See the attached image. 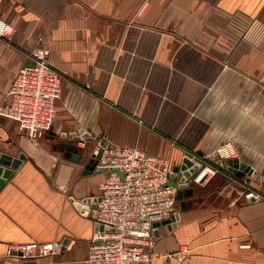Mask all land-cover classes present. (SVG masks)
I'll use <instances>...</instances> for the list:
<instances>
[{"label": "crops", "instance_id": "crops-1", "mask_svg": "<svg viewBox=\"0 0 264 264\" xmlns=\"http://www.w3.org/2000/svg\"><path fill=\"white\" fill-rule=\"evenodd\" d=\"M0 19L12 28L0 35V102L37 48L62 74L46 137L0 115V150L27 155L0 186V264H86L106 176L88 166L103 136L173 167L233 141L252 174L221 168L177 195L152 264H264V0H0ZM66 239L54 256L6 252Z\"/></svg>", "mask_w": 264, "mask_h": 264}, {"label": "built area", "instance_id": "built-area-1", "mask_svg": "<svg viewBox=\"0 0 264 264\" xmlns=\"http://www.w3.org/2000/svg\"><path fill=\"white\" fill-rule=\"evenodd\" d=\"M11 30L0 19V35ZM48 54V48H37L33 63L18 71L0 102V115L17 122L33 141L50 133L62 93V74L49 63ZM87 133L74 134L79 147L87 145ZM4 139L0 132V141ZM96 140L92 150L94 168L103 165L108 170L100 182L98 197L93 199L95 223L104 228L95 230L86 264H152L156 230L160 227L154 223L179 214L176 207L179 184L185 183L188 187L195 182L202 183L223 167L187 151L184 157L198 164L199 169L191 177H184L180 170L172 178L173 165L168 158L138 144L116 143L105 136ZM98 151L102 152L100 157L96 156ZM215 152L219 159L238 157L231 140ZM244 194L247 199L262 198V194L250 188ZM61 246L59 241L9 243L6 252L36 259L58 254Z\"/></svg>", "mask_w": 264, "mask_h": 264}, {"label": "water", "instance_id": "water-1", "mask_svg": "<svg viewBox=\"0 0 264 264\" xmlns=\"http://www.w3.org/2000/svg\"><path fill=\"white\" fill-rule=\"evenodd\" d=\"M74 144H69L68 149L71 150L73 148ZM101 151H98L96 153L97 157L101 156ZM27 155L24 152H21L19 156H13L9 153L2 152L0 150V186L6 181L8 177L11 176V174L14 172L15 168H18L19 165L22 163L24 159H26ZM75 158H79L78 156H75ZM209 159L212 162H215L217 164H220L223 168L229 169L233 172H235L238 175H243L244 171L247 170L249 174H252L253 170L248 168L244 163H239L238 158H229V159H219L216 152L211 154L209 156ZM91 165H89V172L94 169V160L92 158ZM199 169V165L194 163L192 160H190L188 157H184L181 164H178L173 167V171L171 172L172 178H176L179 171H182V175L184 177H191L192 173L196 172ZM97 170L105 171L106 175L108 174V170L105 168V166L100 165L97 167ZM187 192H192V188H188L185 183L179 184L177 195L181 196L182 194H186ZM79 203V202H77ZM179 214H177L175 217H171L169 219H165L163 221H157L154 223L156 227L161 226L162 224H171L172 221L175 220V218H178ZM104 227L98 224H95V230L103 229ZM156 234H158V230H156ZM67 243V239L64 240L63 244Z\"/></svg>", "mask_w": 264, "mask_h": 264}, {"label": "rangeland", "instance_id": "rangeland-1", "mask_svg": "<svg viewBox=\"0 0 264 264\" xmlns=\"http://www.w3.org/2000/svg\"><path fill=\"white\" fill-rule=\"evenodd\" d=\"M42 257V256H41Z\"/></svg>", "mask_w": 264, "mask_h": 264}]
</instances>
